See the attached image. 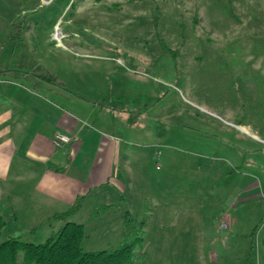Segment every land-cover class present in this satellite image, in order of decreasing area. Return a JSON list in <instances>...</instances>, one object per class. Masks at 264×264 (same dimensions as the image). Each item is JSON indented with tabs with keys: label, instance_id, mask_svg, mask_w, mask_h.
<instances>
[{
	"label": "rangeland",
	"instance_id": "1",
	"mask_svg": "<svg viewBox=\"0 0 264 264\" xmlns=\"http://www.w3.org/2000/svg\"><path fill=\"white\" fill-rule=\"evenodd\" d=\"M20 54L65 97L113 104L139 155L124 219L90 217L84 252L127 234L138 264H264V0H0V70ZM5 191L0 242L58 232L17 228Z\"/></svg>",
	"mask_w": 264,
	"mask_h": 264
},
{
	"label": "crops",
	"instance_id": "2",
	"mask_svg": "<svg viewBox=\"0 0 264 264\" xmlns=\"http://www.w3.org/2000/svg\"><path fill=\"white\" fill-rule=\"evenodd\" d=\"M14 60L0 70V184L6 188L10 217L16 221L13 214L21 216L17 228L25 225L34 232L45 218L59 231L63 223L54 216L68 212L80 198V210L70 217L76 224L85 227L90 217L103 211L98 218L104 221L124 219L115 205L135 179L131 165L139 160L132 158L139 155L121 147L116 126L120 115L113 104L98 110L92 103L65 97L58 88L66 79L54 73L47 78L43 56L20 54ZM28 60L34 61L33 67L26 66ZM58 133L69 142L55 147ZM167 205L163 199L162 206Z\"/></svg>",
	"mask_w": 264,
	"mask_h": 264
},
{
	"label": "trees",
	"instance_id": "3",
	"mask_svg": "<svg viewBox=\"0 0 264 264\" xmlns=\"http://www.w3.org/2000/svg\"><path fill=\"white\" fill-rule=\"evenodd\" d=\"M82 203L80 198L68 212L54 216L63 226L44 244L35 245L17 238L0 242V264H138L136 247L140 239L128 243L127 234L114 248L96 252L82 250L84 227L70 220ZM3 228L0 217V234Z\"/></svg>",
	"mask_w": 264,
	"mask_h": 264
},
{
	"label": "built area",
	"instance_id": "4",
	"mask_svg": "<svg viewBox=\"0 0 264 264\" xmlns=\"http://www.w3.org/2000/svg\"><path fill=\"white\" fill-rule=\"evenodd\" d=\"M68 142H69L68 137L60 133L56 134L53 140L55 147H59L61 144H67Z\"/></svg>",
	"mask_w": 264,
	"mask_h": 264
},
{
	"label": "bare ground",
	"instance_id": "5",
	"mask_svg": "<svg viewBox=\"0 0 264 264\" xmlns=\"http://www.w3.org/2000/svg\"><path fill=\"white\" fill-rule=\"evenodd\" d=\"M55 36H56V39H59V37H60L58 32Z\"/></svg>",
	"mask_w": 264,
	"mask_h": 264
}]
</instances>
